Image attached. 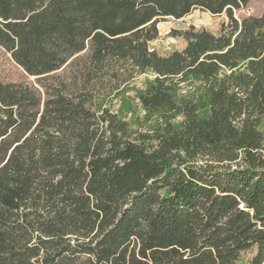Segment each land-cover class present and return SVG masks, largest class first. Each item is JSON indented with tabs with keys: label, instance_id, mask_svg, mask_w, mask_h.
I'll return each instance as SVG.
<instances>
[{
	"label": "trees",
	"instance_id": "16d2710c",
	"mask_svg": "<svg viewBox=\"0 0 264 264\" xmlns=\"http://www.w3.org/2000/svg\"><path fill=\"white\" fill-rule=\"evenodd\" d=\"M251 1L0 0V46L35 79L0 82V264H239L253 246L264 264V12L234 14ZM196 10L228 20L151 48Z\"/></svg>",
	"mask_w": 264,
	"mask_h": 264
},
{
	"label": "rangeland",
	"instance_id": "374dc122",
	"mask_svg": "<svg viewBox=\"0 0 264 264\" xmlns=\"http://www.w3.org/2000/svg\"><path fill=\"white\" fill-rule=\"evenodd\" d=\"M264 12V0H252L247 6L239 10H235L234 14L238 18L247 16H260ZM228 20L226 14L214 16L209 12L196 10L183 19L176 20L174 18H166L159 22V37L153 41L150 46L161 55H168L174 50H182L186 42L183 38L175 36L178 30H186L191 26L197 30L206 29L215 34L221 30L223 22ZM150 78L148 75L137 76L131 83L133 89H142L145 83ZM34 82V78H29L22 68L12 59L11 55L0 46V82ZM133 111L127 115L129 120L141 118L143 116L142 110L138 105L134 93H130ZM257 246H253L240 255L239 264H252L253 259L257 254Z\"/></svg>",
	"mask_w": 264,
	"mask_h": 264
}]
</instances>
